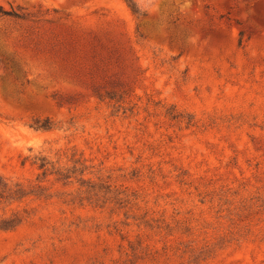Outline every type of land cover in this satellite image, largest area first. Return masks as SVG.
<instances>
[{"label": "rangeland", "instance_id": "rangeland-1", "mask_svg": "<svg viewBox=\"0 0 264 264\" xmlns=\"http://www.w3.org/2000/svg\"><path fill=\"white\" fill-rule=\"evenodd\" d=\"M0 5V264H264V0Z\"/></svg>", "mask_w": 264, "mask_h": 264}, {"label": "trees", "instance_id": "trees-1", "mask_svg": "<svg viewBox=\"0 0 264 264\" xmlns=\"http://www.w3.org/2000/svg\"><path fill=\"white\" fill-rule=\"evenodd\" d=\"M128 6L133 13L135 14L138 13L137 9L135 8L133 4H128ZM0 16H17V14H15L12 10L4 9L0 5ZM33 125L37 129H50L51 128L50 122L48 119H43V120L36 119ZM45 166H46V163L43 162L42 164H40L39 168L44 169Z\"/></svg>", "mask_w": 264, "mask_h": 264}]
</instances>
